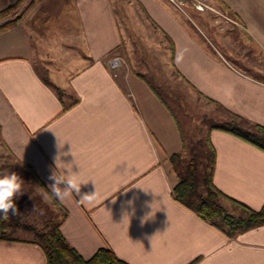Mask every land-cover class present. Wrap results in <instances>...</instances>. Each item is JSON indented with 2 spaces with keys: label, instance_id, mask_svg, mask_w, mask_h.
<instances>
[{
  "label": "crops",
  "instance_id": "0c3cea01",
  "mask_svg": "<svg viewBox=\"0 0 264 264\" xmlns=\"http://www.w3.org/2000/svg\"><path fill=\"white\" fill-rule=\"evenodd\" d=\"M14 1L0 0V10ZM133 1L145 14L141 20L151 23L141 27L170 43L172 71L186 90L241 116L245 125H264V80L246 68L264 56V0H206L236 17L238 51L219 45L218 30L198 21L203 13L196 5L185 10L183 0ZM53 2L38 0L19 24L0 34V144L17 163L10 169L29 173L67 212L60 229L68 242L84 258L108 247L131 264H264V223L230 237L174 197L177 175L170 156L184 149L183 127L170 102L129 59L110 68L109 60L124 46L114 0H59L61 12L71 6L77 31L71 33L84 44V50L72 52L71 60H82L64 85L49 79L65 90V104L78 98L63 110L32 59L39 27L32 23L53 12ZM58 20L68 24L62 14ZM220 38L225 44L229 36ZM167 91L178 102L179 86ZM209 137L215 185L261 208L264 151L221 129H209ZM58 153L88 182L81 195L96 190L91 202L74 193L63 201L52 196L48 186ZM63 168L60 164L58 176ZM11 237L0 239V264H47L33 237Z\"/></svg>",
  "mask_w": 264,
  "mask_h": 264
},
{
  "label": "rangeland",
  "instance_id": "374dc122",
  "mask_svg": "<svg viewBox=\"0 0 264 264\" xmlns=\"http://www.w3.org/2000/svg\"><path fill=\"white\" fill-rule=\"evenodd\" d=\"M183 1H185L183 4L185 10L189 9V5L195 7L193 3L195 0ZM114 2L117 7L118 22L124 37V46L118 50L117 55L123 58L124 63L129 59L136 70L144 72L150 82L170 102L181 121L185 145L184 149L180 151V166L184 167L186 162L194 155H197L199 160L205 162L208 153L207 137L209 129L231 119L232 116L228 115L219 106L196 96L191 90H186L185 83L181 79H178L179 77L172 71L170 43L158 38L159 36L153 32L151 34L147 30V27H144V29L141 27V24L151 23L146 18L144 22L141 20V17L145 16V14L136 2L133 0H114ZM197 2H201L204 7L203 9L195 7L203 13L198 18V21L204 23L206 20L208 23L214 24V28L219 33L217 35L219 45L225 51L229 49L226 46H231L232 49L238 51L235 43L242 39L238 36L239 30L236 26H238L239 22L234 14L217 1L210 3L206 0H197ZM52 8L53 12L48 11L45 15L36 16L32 23L39 26L38 34L32 36V41H34L32 45V59L36 65V69L43 76H47L54 82L56 81L59 85H64L67 76L77 70L82 60V57L76 56L74 60H71L72 52L84 50V44L79 40L78 35L75 36L71 33L72 31L73 33L77 32L73 29L76 22L71 6L63 7L61 12L59 0H56V2H53ZM21 9H18L17 12ZM60 14L67 17L68 24L65 21L63 24L62 21L60 23L58 20ZM180 14L187 24V15L184 13ZM2 21L4 20L0 22ZM66 25L68 26L65 27ZM132 31H135L136 35ZM221 33L225 36L227 33L229 36V39L227 38L228 42L225 44L221 41ZM127 55L129 56L128 58ZM259 57L264 60V56L259 55ZM262 60L255 61V65L251 64V67L246 68L264 80V61ZM172 85L179 86L180 88L178 102H174L167 93V90ZM241 123L244 124L242 121ZM16 164L5 154L0 144V176L5 173L15 172L23 180L21 186L22 194H19L15 198V201L25 212V216L20 218V221L32 224L35 227H42L48 220L56 221L59 215L63 213L61 209L55 205L54 200L51 199L45 190L37 183H34L36 181L33 182L34 179L29 176V173L10 169L16 166ZM227 208L234 214L240 213L236 207L228 203ZM11 235L31 238L34 232L20 227L13 229Z\"/></svg>",
  "mask_w": 264,
  "mask_h": 264
},
{
  "label": "trees",
  "instance_id": "16d2710c",
  "mask_svg": "<svg viewBox=\"0 0 264 264\" xmlns=\"http://www.w3.org/2000/svg\"><path fill=\"white\" fill-rule=\"evenodd\" d=\"M38 0H15L0 10V34L19 24L34 7ZM22 8L19 12L18 9ZM44 80L49 83L63 102L65 90L53 84L47 76ZM65 104L63 110L77 103L78 98ZM231 119L213 128L232 133L264 151V125L258 123L242 124V117L229 112ZM208 153L206 161L199 160L197 155L191 156L184 167L180 166L181 152L173 153L170 161L177 175L173 186V195L200 217L224 231L232 237L250 227L264 223V205L254 209L245 203L232 198L221 191L213 181L215 170V147L210 137H207ZM19 210L18 215L9 213L8 219L0 214V239H10L11 231L23 227L34 232L33 242L38 243L44 250L47 264H131L120 258L112 248L100 247L89 258H84L65 238L60 229L66 211L56 221L48 220L42 227L22 223L20 218L25 216L24 209L15 201ZM227 203L236 207L240 213L234 214L227 208Z\"/></svg>",
  "mask_w": 264,
  "mask_h": 264
},
{
  "label": "clouds",
  "instance_id": "9594fccd",
  "mask_svg": "<svg viewBox=\"0 0 264 264\" xmlns=\"http://www.w3.org/2000/svg\"><path fill=\"white\" fill-rule=\"evenodd\" d=\"M54 159L56 162V171H54L50 177L54 183L48 186V190L51 192L52 196H54L59 201H63L70 194L74 193L76 196H79L81 202H91L96 190L93 194L81 195V186L87 184L88 182L85 183L79 179L80 171L78 173L73 172L72 164H66L62 162L59 153ZM60 164H63L64 168L62 173L58 176L57 170ZM22 183L23 180L15 172L5 173L4 175L0 176V214H2V218L5 220L9 218V213H11V215L19 214V210L15 203V198L19 194H22ZM61 185H63V187H61Z\"/></svg>",
  "mask_w": 264,
  "mask_h": 264
},
{
  "label": "built area",
  "instance_id": "2783aa9c",
  "mask_svg": "<svg viewBox=\"0 0 264 264\" xmlns=\"http://www.w3.org/2000/svg\"><path fill=\"white\" fill-rule=\"evenodd\" d=\"M196 7L199 9H203V5L201 2L195 3ZM123 63V58L120 55H114L110 60H109V66L112 69H116Z\"/></svg>",
  "mask_w": 264,
  "mask_h": 264
}]
</instances>
